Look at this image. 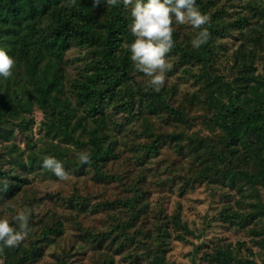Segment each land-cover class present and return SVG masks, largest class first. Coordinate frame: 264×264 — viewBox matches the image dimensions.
<instances>
[{
  "label": "rangeland",
  "instance_id": "1",
  "mask_svg": "<svg viewBox=\"0 0 264 264\" xmlns=\"http://www.w3.org/2000/svg\"><path fill=\"white\" fill-rule=\"evenodd\" d=\"M263 1L223 2L226 6V28L219 29L215 40H212L214 56H210L209 61L201 58L200 47L193 49L189 44L197 30L187 24L175 25L173 35L176 41L180 28V32L185 33L188 50L181 54L171 49L166 54L171 68L165 73V83L160 92L164 101L175 107L173 113L156 104L150 93L149 78L133 67L125 46L127 43L125 39L121 41L120 36L110 56L98 63L97 90L87 101L79 97L80 88H84L77 80L92 73V70L86 72L85 69H88L94 55L100 57L105 52L104 48L99 49L93 42L78 46L73 40L57 58L46 54L38 58L40 72L46 67L50 81L59 78L52 94L55 100L46 107L37 103L35 87H22L24 65L16 63L14 56L9 54L14 60L12 74L18 81L10 83L8 91L3 90L8 95L13 92V107L4 113L0 122V167L12 178H4L7 181L3 180L0 186V217L11 220L17 211H26L30 227L26 237L16 247L0 248V264H149L151 255L144 252V245L135 246L132 241L126 243L123 235L117 234L116 230L113 240L117 237V242L107 239L106 233L115 223V216L119 214L125 221L131 213L110 209L82 215L80 208L75 206L83 196L100 191L101 186L90 178L93 171L90 162L81 164L77 153L86 151L91 156L96 149L95 141L104 136L105 144L109 141L114 143L115 152L123 150L132 156L133 132L140 130L144 118L154 127L168 132L179 131L177 106L190 119L189 128L186 127L187 135L197 132L204 141L210 136L209 143L205 141L209 150L219 149L227 137L219 124L216 127V114L211 113L213 105L227 101L228 87L224 82L238 73L240 75L243 60L250 56L253 36H247L250 30L244 24L247 17L260 29L263 26L261 30L264 31V18L250 17L251 8L260 9V2ZM125 9L128 10L125 24L130 30L131 5L125 6ZM129 35L133 37L131 33ZM6 37L0 36L3 41L0 47L5 49ZM242 40L248 47L244 52L239 48ZM251 51L254 57L262 55L256 59L261 63L258 65L261 69L264 66V44L263 50ZM243 54L246 56L242 58ZM123 64L127 66L125 74L112 72L116 66ZM203 65L210 68L208 77ZM252 73L248 78L250 91L257 79V72ZM3 79L0 78V83ZM44 82L46 84L49 80ZM149 103L155 104L156 111L147 110ZM205 105L213 108L206 110ZM139 106L141 112L138 111ZM139 140L144 141L145 138L141 136ZM170 140L163 138L156 152L152 151V156L144 164L147 168L143 201H147L150 207L147 214L138 218L150 228L156 220V209L161 208L167 210L163 211L166 219L171 218V222L176 219V224L169 225L166 232L170 236L166 264H264V215L258 214V204L253 205L264 201V182L256 179L250 184L237 180L230 186L221 181L189 183L180 180L177 172L182 165H192L197 169L209 166L212 170L214 163L193 156L188 147L185 154L177 153V136L173 139L176 144ZM105 150L108 153L106 166L109 170L117 169L118 160L113 162L111 157L113 150L110 147ZM46 155L61 161L67 172L63 180L41 167ZM222 161L226 167V158ZM128 166L133 170L135 163ZM106 194L111 199L118 196L114 184H109ZM226 208L235 211V221L222 218L220 212ZM54 212L55 219L52 216ZM178 212L192 232L183 240H177ZM74 220L84 227L82 231L78 224L74 225ZM51 224L58 226L60 232L49 234ZM93 233L102 235L101 243L97 242ZM118 242L122 243L121 249Z\"/></svg>",
  "mask_w": 264,
  "mask_h": 264
},
{
  "label": "trees",
  "instance_id": "2",
  "mask_svg": "<svg viewBox=\"0 0 264 264\" xmlns=\"http://www.w3.org/2000/svg\"><path fill=\"white\" fill-rule=\"evenodd\" d=\"M226 1L196 0L199 10L210 17V21L206 25L210 32V39L199 48L202 51L201 58L206 61L210 60V56H214L211 42L215 40L218 30L226 28L224 19L226 6L223 4ZM260 3H262L260 9L254 6L251 8L250 17L264 18V1ZM127 15L128 10L125 9L121 0H118L115 5L106 4V0H0V36H7L6 41L4 40L6 50L14 56L16 63L21 62L24 65L25 71L21 78L22 87L26 89L35 87L36 101L42 107L54 102L55 98L52 94L59 78L50 81L46 67H43L41 72L39 71L41 64L39 57L42 58V55L46 54L57 58L73 40H76L78 46L93 42L99 49L100 47L104 48L105 52L100 57L94 55L88 63V69H85L86 72L92 70V73L85 74L77 80L78 84L84 88L83 90L80 88L79 97L87 101L89 96L97 90L98 63L110 56L118 36L121 41L125 39L127 44L133 40V37L131 38L129 35L130 30L125 24ZM246 20L244 24L250 27L247 36H253L252 47L248 54L250 56H247L249 60L247 58L243 60L242 66H240V75L238 73L232 78H227L224 82V85L228 87L227 101L217 102L213 105L214 108L205 105L206 110L213 108L211 113L216 114V127L219 124V128L227 137L219 149L209 150L207 143L211 139L210 136L205 137L206 143L197 132L192 131L193 133L187 135L186 127L189 128L190 119L185 116L183 110L179 111L178 106L177 129L179 131L177 133L175 131L168 132L160 127H154L149 120L144 118L139 127L140 130L133 132L132 156L124 153L123 150L115 152L114 143L109 141L105 144L104 136L100 137L98 142L95 141L96 149L91 153L89 161L93 170L90 172L92 176L90 178L99 182L100 191L95 192L96 194L89 193V196H83L75 206L80 208L82 215L110 209L116 212V209H123L131 213L130 218L125 221L120 218L119 214L115 216V223L106 233L107 239L117 242V237L113 240V232L116 230L117 234L123 235V240L126 243L132 241L135 246L137 244L144 245V252L151 255L149 264L168 263L165 257L167 247L170 246L167 228L174 222L176 224V219L173 222H171V218L166 219L163 211L167 210L161 208L156 209V220L150 228L138 221L142 214L148 213L150 207L147 201H143V186L147 168L144 164L152 156V151L156 152L163 138H170V141L175 143L173 139L177 136V153L185 154V148L188 147L189 153L193 156L203 161H213L214 166L218 165L213 166L211 170L209 166L197 169L192 165L185 166L181 163L180 166H182L177 172V175L181 177L180 180L189 183L221 181L230 184V186L234 185L237 180L250 184L254 183L256 179L261 183L264 182V66L261 69L258 68L261 63L256 59L261 58L262 55L254 57L251 51L252 49L263 50L264 31L261 30L263 26L260 29L248 17ZM4 26H7L8 29H3ZM184 38L185 33H181L179 28L177 41L173 35V51L175 49L183 54L188 50ZM0 41L2 44V39ZM239 48L243 52L246 51L248 48L246 42L242 40ZM244 55L241 57L243 58ZM16 67L20 68L18 65ZM203 70L206 71L205 76L208 77L210 68L203 65ZM254 71L257 72V79L254 80L256 81L254 89L250 91L248 78ZM112 72L118 75L125 74L127 66L125 64L116 66ZM44 80H49V82L44 84ZM17 81L18 79L15 80L12 74L0 83V122L3 120L4 113L13 107L11 105L13 92L8 95L4 94L3 90L8 91L10 83L16 84ZM86 88L88 90L85 91ZM150 93L158 106L165 110H171L172 112H170L173 113L175 107L164 101L160 91H153L150 87ZM154 105V103H149L146 106L147 110L149 112L156 111ZM138 111H142L141 106L138 107ZM91 113L95 115L92 110ZM141 136L145 138L144 141L139 140ZM109 147L113 150L111 154L113 162L118 160L119 167L117 169L109 170L106 166L108 153L105 148ZM222 158H226L228 162L226 167H224L223 161L220 162ZM134 163L135 167L131 170L128 165ZM127 166L128 169H126ZM4 178H12V175L0 167V186L3 180L7 181ZM109 184H114L118 190V196L114 199L109 198L106 194ZM85 187L88 189L87 183H85ZM95 199L97 200L94 201ZM257 204L258 214L264 215V201H257L253 205L257 206ZM220 213L223 219L235 221V211L226 208ZM52 216L55 219L56 213L54 212ZM73 222L74 225L78 224L81 227V231L84 229L79 221L74 220ZM52 225L54 224L48 227L49 234L51 232L59 233V227ZM97 234L99 233H93V236L97 238V242L101 243L102 235ZM190 235L192 232L188 230V224L182 220L178 212L177 240H183ZM117 244H120L119 248L121 249L122 243L118 242Z\"/></svg>",
  "mask_w": 264,
  "mask_h": 264
},
{
  "label": "clouds",
  "instance_id": "3",
  "mask_svg": "<svg viewBox=\"0 0 264 264\" xmlns=\"http://www.w3.org/2000/svg\"><path fill=\"white\" fill-rule=\"evenodd\" d=\"M118 0H106L115 5ZM124 6L131 5L130 31L134 39L126 44L133 67L148 79L153 91L159 92L165 83V73L171 68L166 54L174 47L173 32L175 25H189L197 32L190 39L193 49H198L210 39L206 25L210 17L196 6V0H122ZM14 60L8 51L0 47V78L12 75ZM81 164H87L91 156L86 151L77 153ZM41 167L50 170L59 180L67 172L59 159L46 155ZM29 214L20 210L9 220L0 217V248L16 247L28 234Z\"/></svg>",
  "mask_w": 264,
  "mask_h": 264
}]
</instances>
